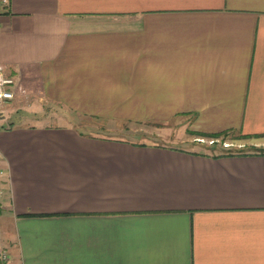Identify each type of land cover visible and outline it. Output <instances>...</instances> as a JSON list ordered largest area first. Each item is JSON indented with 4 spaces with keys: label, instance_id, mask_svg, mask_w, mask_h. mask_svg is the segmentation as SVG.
Listing matches in <instances>:
<instances>
[{
    "label": "crops",
    "instance_id": "0c3cea01",
    "mask_svg": "<svg viewBox=\"0 0 264 264\" xmlns=\"http://www.w3.org/2000/svg\"><path fill=\"white\" fill-rule=\"evenodd\" d=\"M0 65L5 264H264V150L197 141L264 146V0H10Z\"/></svg>",
    "mask_w": 264,
    "mask_h": 264
},
{
    "label": "rangeland",
    "instance_id": "374dc122",
    "mask_svg": "<svg viewBox=\"0 0 264 264\" xmlns=\"http://www.w3.org/2000/svg\"><path fill=\"white\" fill-rule=\"evenodd\" d=\"M64 111V110H62ZM74 121L78 124H82L83 123V128L87 129V131L89 130L91 133L93 134H99V135H103V136H114V137H122V138H129V139H152L151 135L147 136L148 134L151 133L152 130L157 131L158 127L155 126H151V128L148 129V127L146 128V132L144 136H142V126L140 124H133L130 125L129 127H133L136 128L135 131H125L124 129L116 128V129H111V126H107V124H105L104 121H100V120H96V119H92V118H88V117H80L75 115L74 116ZM102 126V128L100 127ZM101 128V129H100ZM236 136V134H226L222 137H220L219 139L222 140L223 142L221 144H210V138H203V137H198L197 141H199L200 143L204 144V147H208V146H212L210 149L212 150L213 153H222L225 150L226 151H232V152H239V151H257V150H264V146L262 147H255L252 144H247L246 146H234L230 143H227V141L232 140L234 137ZM204 140V141H201ZM218 141H216L217 143ZM208 145V146H207ZM209 148V147H208ZM229 149V150H228ZM0 264H5L0 262Z\"/></svg>",
    "mask_w": 264,
    "mask_h": 264
},
{
    "label": "built area",
    "instance_id": "2783aa9c",
    "mask_svg": "<svg viewBox=\"0 0 264 264\" xmlns=\"http://www.w3.org/2000/svg\"><path fill=\"white\" fill-rule=\"evenodd\" d=\"M10 6V0H0V15ZM16 80L14 75L7 73L3 65H0V113L4 108L15 99ZM204 141V140H201ZM214 140L210 141L213 144ZM2 187L0 185V199L2 196ZM9 260V254L6 250L0 249V262L6 263Z\"/></svg>",
    "mask_w": 264,
    "mask_h": 264
},
{
    "label": "trees",
    "instance_id": "16d2710c",
    "mask_svg": "<svg viewBox=\"0 0 264 264\" xmlns=\"http://www.w3.org/2000/svg\"><path fill=\"white\" fill-rule=\"evenodd\" d=\"M224 136L223 134H216V135H210L209 138L210 140H214V143L213 145L217 144L216 141L219 140L220 137ZM229 150V149H228ZM257 151H260L262 152L263 150H257ZM233 152L232 151H224L223 154H232Z\"/></svg>",
    "mask_w": 264,
    "mask_h": 264
}]
</instances>
